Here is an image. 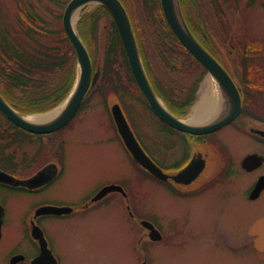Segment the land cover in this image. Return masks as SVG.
Returning a JSON list of instances; mask_svg holds the SVG:
<instances>
[{"label": "rangeland", "instance_id": "rangeland-1", "mask_svg": "<svg viewBox=\"0 0 264 264\" xmlns=\"http://www.w3.org/2000/svg\"><path fill=\"white\" fill-rule=\"evenodd\" d=\"M68 1L0 0V19L15 33L18 41L27 43L20 25L28 26L29 22L24 20L26 17L28 21V16L25 15L31 17L35 14L44 21L43 29L50 32L49 35L36 36L35 40L39 44L56 45L58 39H62V45L70 49L71 44L63 42L67 35L62 23ZM122 1L143 40L145 67L150 77L161 83L167 77L174 78L180 87L184 79L167 72L162 62L155 60L158 32L147 16L142 0ZM178 1L184 18H188L194 29L199 26L197 19L204 25L210 48L232 75L244 102L243 113L237 122L215 136L217 145L211 140V164L191 188V191L205 192L176 198L170 184L157 182L133 163L115 126L111 124L110 108L114 104L120 105L145 152L168 173L185 164L180 157L184 149L196 153L201 151L202 146L198 148L196 139L189 142L184 137V134L198 135L180 131L184 134L176 136L161 126L148 109L119 52L112 56V64H107L112 20L108 13L97 9L99 5H86L79 9L73 29L86 39L93 68L98 69L100 74L98 83L87 92L73 124L62 132L64 172L54 187L38 197L0 193L4 195L0 196V201L7 209L5 234L0 244V264H8L6 255L9 250H27L28 242L23 239L22 224L35 204L81 205L107 183L120 185L129 199L118 194L111 195L109 200L93 206L89 211L80 210L67 219H49L44 223L50 248L60 264H141L143 255L147 264H264V254L252 251V240L247 236L248 225L257 216L251 215L252 211L249 214L243 211L245 205L238 204L231 211L228 206L222 205L223 193L232 190L234 183L236 186L244 185L242 190L245 191L248 177L237 172L224 184L225 178L219 180L218 176L207 185L206 190L200 189L208 181L207 178L215 175L222 166L223 159L215 148L226 145L227 152L222 155L227 161L234 158L235 170L238 169L239 159L254 146L246 129L251 114L264 116V52H259L264 47V0ZM35 24L39 25L37 21ZM193 68V79L198 78L200 82L192 103L184 110L182 122L185 124L191 120L209 76L203 73L201 67ZM209 83L212 91L217 92L214 80ZM73 89L74 84L68 96ZM10 130L0 115V166L9 168L11 164L8 162L12 159L34 158L35 162L31 163L33 168L51 160L53 162L58 138L53 136L49 142L37 138L45 145L40 147L43 152L34 155L38 151L36 146L30 145L32 141L14 136L20 144L17 146L13 141L9 142L12 139ZM26 170L18 169L21 174H26ZM128 203L133 214L152 222L167 241H148L144 229L125 209ZM235 223L238 224L236 228ZM235 250H240V253L233 252Z\"/></svg>", "mask_w": 264, "mask_h": 264}, {"label": "water", "instance_id": "water-1", "mask_svg": "<svg viewBox=\"0 0 264 264\" xmlns=\"http://www.w3.org/2000/svg\"><path fill=\"white\" fill-rule=\"evenodd\" d=\"M164 19L171 29L172 33L178 39L180 44L206 69L207 74L215 81L223 98L226 100L227 110L218 121L205 126H189L183 123L181 119L175 117L168 112L162 105L160 99L154 93L150 82L145 74L140 55L137 49L136 40L134 38L131 24L128 15L119 0H70L67 4L63 17V29L75 50L77 58V79L74 89L70 96L65 100L68 101L65 109L52 122L44 124H33L26 121L27 117L18 114L0 95V112L14 125L20 129L35 135L50 134L60 130L66 126L78 111L82 100L91 85H94L98 78V72L92 78V63L90 56L72 27V15L82 7L89 4H96L103 6L111 15L117 32L119 34L121 43L123 45L131 74L149 104L153 114L164 122L169 127L188 134L202 136L212 133L223 126L233 121L241 112V98L236 84L220 65V63L199 43L194 35L189 30L178 0H159ZM111 114L119 136L125 145L132 158L145 170L151 173L154 177L160 180L173 179L178 183H190L203 169V161L191 162L185 169H183L176 176L169 177L164 174L162 170L156 166L152 160L145 154L135 139L119 105L115 104L111 108ZM33 116V115H32ZM250 161V159H246ZM52 167V166H51ZM49 172V171H48ZM46 170L39 173L37 176L27 181H19L12 178L10 175L0 171V183L9 185H22L28 188H34L44 184L51 175ZM110 192H120L126 195L119 186L104 187L92 201H97ZM0 208V218H1ZM70 207H52L46 206L40 208L37 214H51L61 215L70 213ZM152 233L150 238L153 240L160 239V234L154 229L150 223H142ZM1 225V220H0ZM33 237L38 240L41 253L32 261L31 264H56L51 252L47 249L46 241L43 238L42 232L39 228L33 229ZM248 234L254 238L253 245L258 251H264V218L255 222L248 231Z\"/></svg>", "mask_w": 264, "mask_h": 264}, {"label": "trees", "instance_id": "trees-1", "mask_svg": "<svg viewBox=\"0 0 264 264\" xmlns=\"http://www.w3.org/2000/svg\"><path fill=\"white\" fill-rule=\"evenodd\" d=\"M141 2L146 8L147 16L157 28L156 62H162L164 70L175 76L180 75L184 82H180L181 86L179 87L174 78L167 77V80L161 83L150 77L145 67L147 61L146 51L142 46L143 40L136 32L129 15L146 74L157 96L175 115L184 116V110L189 108L192 103L200 82L198 78L193 79V75H195L193 66L201 67L203 73L206 71L181 46L167 26L159 0H142ZM123 4L126 8V4L124 2ZM97 9L108 13L101 6H98ZM25 16H28V21L26 17L24 20L26 23L29 22V25L21 24L20 27L28 39L27 43L18 41L15 38V33L11 32L10 28L0 19V94L19 113H44L57 107L70 93L76 79L77 61L73 47H70V50L64 44L62 45V39H58L56 45L39 44L35 37L42 34L49 35L50 32L43 29L44 21L39 16L35 14L31 17ZM185 20L201 44L219 60L218 55L209 46L208 35L201 21L197 19L199 26L194 29L187 17ZM36 21L38 26L35 24ZM111 29L110 44L106 53L107 64L111 65L112 56L119 52L120 56L124 58L127 71H129L127 59L113 22ZM51 35L56 34L51 33ZM80 37L88 46L86 39L81 34ZM63 42L70 43L67 37L63 38ZM172 45L174 47H171ZM164 74H166L165 71Z\"/></svg>", "mask_w": 264, "mask_h": 264}, {"label": "flooded vegetation", "instance_id": "flooded-vegetation-1", "mask_svg": "<svg viewBox=\"0 0 264 264\" xmlns=\"http://www.w3.org/2000/svg\"><path fill=\"white\" fill-rule=\"evenodd\" d=\"M98 83V81L94 84L93 87L91 88V91L94 89L95 85ZM243 106H244V102L242 100V111L240 113V116L235 120L237 122V120L241 117L242 113H243ZM83 107V103L81 108ZM80 108V109H81ZM80 111H78L77 113H79ZM1 115V114H0ZM2 116V115H1ZM3 117V116H2ZM77 117V115H76ZM75 117V118H76ZM4 118V117H3ZM75 118L63 129L61 128L60 130L53 132L51 134H43V135H35V134H31L28 133L18 127H16L15 125H13L11 122H9L8 120H5V123L7 125L8 128H10L11 130V134L9 135L10 141H13V143H15L17 146L20 144V142H17V140L15 139L14 136H19L21 137V139H25L28 140L31 144H33V146H36V151L34 153V155H38L40 154V152H43V149H40V147H43L45 144H41V140L39 141V139L37 138H42L43 140H47L49 142V140H52V137L55 136L56 138H58L57 142H56V147H55V158L51 161L46 162L45 164L41 165L40 167H36L33 168L32 166V162H35L34 158H30V160H21V161H16V160H11V162H8L11 164V166L5 167V166H0V170L9 174L10 176H12L14 179L16 180H20V181H27L29 179H32L33 177L37 176L39 173H41L42 171L46 170L48 173L53 171L55 172V174L51 175L49 177V179L42 185L40 186H36L34 188H28L26 186H22V185H6V184H2L0 183V193L4 192L5 195H13V194H24L27 196H41L42 194H45L50 188L54 187V185L61 179L63 172H64V167L62 166V156H63V144L64 141L62 140V132H64L65 130H67L74 122ZM249 126L246 129V132L248 133L249 137L252 138L253 142H254V146L251 148V151L247 152L246 154H244L239 160L238 163V169H235V162H234V158L230 159V160H226L225 157L222 155L225 152H227V147L225 144L222 145V147H218L215 148L219 153H220V157L223 159L222 162V166L219 167V170L215 173V175H213L212 177L207 178L208 181H205V184L203 186L200 187V189H207V185L210 184V182L215 181V178H217L219 176V180L222 178H225V181L223 182L224 184L226 183V181L228 179H230L232 177V175L235 173H239V174H243L245 176L248 177L247 183H246V189L245 191L242 190V187L244 185H237L234 183L233 184V189L230 190L229 192L223 193L222 199H224V201H222V205L224 206H228L229 210L231 211L232 207H236L239 205H245V208L243 211H245L246 213H250L249 211H252L255 217L249 226L255 222L257 219L264 217V208L260 209L259 207H264V116L258 115V113H253L251 114V117L249 118ZM234 121V122H235ZM234 122L230 123L228 126H225L221 129L216 130L213 133H209V134H205L203 136H192V135H186L184 133H181L180 131H176L174 129H171L170 127H168L167 125H165L164 123L161 122V126L164 127L167 132H171V134L174 133V135L178 136V135H182L184 134V137L186 140H188L189 142H193L195 139L197 140V144L196 147H200L201 151H197L196 153L191 152L189 149H184L183 150V154L180 156L183 160H181L182 162H185V164L181 165L180 168H178V170H176L173 173H168L167 171H165L163 169V167H161L160 165H158L152 158V160L156 163V165L166 174L169 175V177H171V175H176L178 172H180L181 170L185 169L191 162H200L203 160V170L202 172L189 184H185V183H176L174 182V180H171L170 178H168L165 181L159 180V179H155L157 182L161 183V184H170L172 193L174 196H176V198L179 197H185V196H191L194 194H199V193H204L205 191H191V188L194 187V185L196 183H198L200 181V179L203 177V175L207 172L210 164H211V153H210V147H211V140L214 141V144L217 145V142L215 141V136L217 134H219L220 132L224 131L227 127L231 126ZM112 126L113 123L111 122ZM4 132L1 131V133ZM39 142V144H37ZM48 145V144H47ZM214 145V146H215ZM38 147V148H37ZM15 153V151L13 152V154ZM252 158L250 161H248L246 164H244V161L246 158ZM34 164V163H33ZM53 166V168L51 167ZM22 168L23 170H26V174H21L20 171H18V169ZM143 170V169H142ZM143 172H145L143 170ZM146 173V172H145ZM147 174V173H146ZM222 182V181H221ZM110 183L104 184L103 186L99 187L90 197H88L84 202H83V207H78V208H74L73 210L68 213V214H63L61 216H51V215H46V214H37V212L40 210V208L46 206V205H52V204H47V203H38L35 204L31 211L25 216L26 221H23V230H22V234H23V239H25L28 242V246L26 247L27 250H25L24 252L18 251V250H14L15 248L9 250V252L7 253L6 257L8 259V264H31V262L39 256L40 254V247H39V243L38 241H36L33 238L32 235V231L34 227H38L42 233L44 238L46 239L47 243H48V248L50 249V251L52 252V254L54 255V257L57 260V263L60 264L59 258L57 257V255H55L53 253V250L50 248L48 239L46 237V232L44 230L45 226L44 223L49 220V219H67L69 217H71L72 215H74L75 213H77L78 211L82 210V211H89L93 206L98 205L99 203H103L107 200H109L111 194H107L106 196H104L101 200H99L98 202H90L91 198L103 187L109 185ZM199 189V190H200ZM0 196H4L2 194H0ZM63 204L57 205V206H62ZM0 207H2V213H1V228H0V244L3 241V237L5 234V224L7 222V209L6 206L4 204L3 201H0ZM258 207V208H257ZM125 209L127 210V212H129V215L131 218H133L134 220H137L139 223V226L141 225L142 220H144L145 218L142 217H137L135 214H133L132 212V208L131 206H129L128 204L126 205ZM242 210V208H240ZM234 213L236 215V210H234ZM238 224L235 223V228L237 227ZM155 226V225H154ZM156 227V226H155ZM156 229L158 231H160L157 227ZM160 233H162L160 231ZM148 237V231L145 230V238ZM168 238V237H167ZM163 241H167L164 239L163 237V233L161 234V238L159 241H157L158 243H161ZM251 249L253 252L255 253H260V254H264V252H258L257 250L254 249L252 241H251ZM14 250V252H13ZM240 250H235L233 252H239ZM145 264L147 263V259L146 256L143 255V261L141 264Z\"/></svg>", "mask_w": 264, "mask_h": 264}, {"label": "bare ground", "instance_id": "bare-ground-1", "mask_svg": "<svg viewBox=\"0 0 264 264\" xmlns=\"http://www.w3.org/2000/svg\"><path fill=\"white\" fill-rule=\"evenodd\" d=\"M77 10L71 17L72 27L77 19ZM213 81L211 76L205 82V88L201 92L198 102L196 103L194 113L191 120L187 121L189 126H205L214 123L221 119L225 111L227 110L226 100L223 98L220 90L217 86V92L212 91L209 81ZM215 82V81H214ZM220 92V93H219ZM68 101L57 107L56 109L46 113L33 115L26 118V121L33 124H48L55 120L61 112L65 109Z\"/></svg>", "mask_w": 264, "mask_h": 264}]
</instances>
